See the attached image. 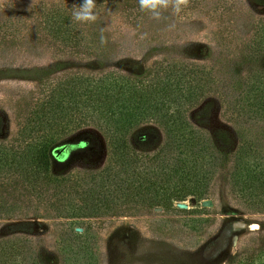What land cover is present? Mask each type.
Instances as JSON below:
<instances>
[{
  "label": "trees",
  "instance_id": "trees-1",
  "mask_svg": "<svg viewBox=\"0 0 264 264\" xmlns=\"http://www.w3.org/2000/svg\"><path fill=\"white\" fill-rule=\"evenodd\" d=\"M41 23L56 40L79 45L84 38L67 7L53 6ZM247 55L250 67L237 114L264 117V18ZM201 68L157 60L140 74L77 71L40 78L18 105L15 135L0 138V219L39 203L58 220L59 264H101L89 220L124 215L118 213L123 205L168 208L206 195L208 179L222 160L219 146L189 117L207 91ZM1 127L0 118V132ZM89 128L107 140L106 162L99 169L85 164L68 172L63 165L72 155L91 147L89 137H69ZM149 130L152 143L144 136ZM222 138L228 140L219 133L216 142ZM156 143L159 150L151 154L149 146ZM63 144L64 152L55 155L53 149ZM228 187L248 208L264 212V140L242 136ZM35 254L22 237H0V264H45ZM228 263L264 264V232Z\"/></svg>",
  "mask_w": 264,
  "mask_h": 264
},
{
  "label": "rangeland",
  "instance_id": "rangeland-1",
  "mask_svg": "<svg viewBox=\"0 0 264 264\" xmlns=\"http://www.w3.org/2000/svg\"><path fill=\"white\" fill-rule=\"evenodd\" d=\"M95 2L97 20L80 23L84 38L75 45L53 38L41 19L53 6L73 12L79 0H0V138L15 135L18 105L42 77L77 71L140 74L157 60L202 67L207 91L189 117L219 146L222 160L208 179L206 195L189 196L168 208L123 205L118 213L126 214L89 222L101 264H229L232 254L253 246L264 232V212L248 208L228 187L233 152L242 136L264 140V117L237 114L264 0H190L179 14L169 8L159 20L141 11L138 0ZM219 133L228 140L217 143ZM146 134L152 143L153 131ZM87 137L91 147L72 155L63 165L68 172L85 164L99 169L106 162L107 140L100 131L84 129L69 139ZM158 146L151 144L150 153ZM204 200L211 204L203 205ZM49 213L54 212L34 202L23 214L0 219V237H22L45 264H59L58 220ZM238 220L247 225L233 227Z\"/></svg>",
  "mask_w": 264,
  "mask_h": 264
},
{
  "label": "clouds",
  "instance_id": "clouds-1",
  "mask_svg": "<svg viewBox=\"0 0 264 264\" xmlns=\"http://www.w3.org/2000/svg\"><path fill=\"white\" fill-rule=\"evenodd\" d=\"M140 10L151 14L153 19L159 20L164 11L171 8L174 14H179L186 8L190 0H138ZM95 0H82V3L72 12V18L78 23H94L97 20ZM170 27H174L171 25ZM101 37V43H105Z\"/></svg>",
  "mask_w": 264,
  "mask_h": 264
},
{
  "label": "water",
  "instance_id": "water-1",
  "mask_svg": "<svg viewBox=\"0 0 264 264\" xmlns=\"http://www.w3.org/2000/svg\"><path fill=\"white\" fill-rule=\"evenodd\" d=\"M66 149V144L60 145L58 147H55L53 149V152L55 153V155H59L62 154L64 152V150ZM210 201L209 200H204L203 201V205H210ZM247 224L245 222L242 221H235L233 223V227H245Z\"/></svg>",
  "mask_w": 264,
  "mask_h": 264
}]
</instances>
